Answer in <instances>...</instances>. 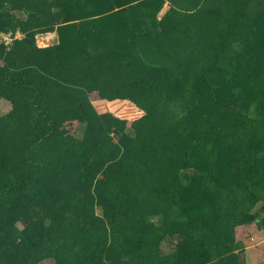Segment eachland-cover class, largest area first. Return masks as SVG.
Wrapping results in <instances>:
<instances>
[{"label": "trees", "instance_id": "trees-1", "mask_svg": "<svg viewBox=\"0 0 264 264\" xmlns=\"http://www.w3.org/2000/svg\"><path fill=\"white\" fill-rule=\"evenodd\" d=\"M0 99V264H264V0H0Z\"/></svg>", "mask_w": 264, "mask_h": 264}, {"label": "rangeland", "instance_id": "rangeland-1", "mask_svg": "<svg viewBox=\"0 0 264 264\" xmlns=\"http://www.w3.org/2000/svg\"><path fill=\"white\" fill-rule=\"evenodd\" d=\"M168 8V5L166 4L163 7V10L161 13L164 12ZM18 15H22L21 11H17ZM40 36V37H39ZM35 36V42L39 47H45L47 45L52 44V42L55 40L50 33ZM39 37V39H38ZM9 102L0 99V115L6 113L10 109ZM237 237L239 239H243L246 248L248 249V257L247 260L250 259L253 263H259L264 260V237L260 234V229L257 226H250L245 231H240L237 234ZM246 238V239H244ZM39 264H53V261L51 259H46L40 262Z\"/></svg>", "mask_w": 264, "mask_h": 264}, {"label": "crops", "instance_id": "crops-1", "mask_svg": "<svg viewBox=\"0 0 264 264\" xmlns=\"http://www.w3.org/2000/svg\"><path fill=\"white\" fill-rule=\"evenodd\" d=\"M47 33H50V35H52L53 36V38H55V40L52 42V44L53 43H55V42H57L58 41V37H59V35L57 34V32H47ZM47 33H43V34H41V35H44V34H47ZM40 34H38V36H39ZM40 37V36H39ZM39 37H38V39H39ZM51 45V44H50ZM48 46V45H47ZM46 47V46H45Z\"/></svg>", "mask_w": 264, "mask_h": 264}]
</instances>
